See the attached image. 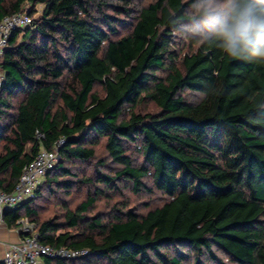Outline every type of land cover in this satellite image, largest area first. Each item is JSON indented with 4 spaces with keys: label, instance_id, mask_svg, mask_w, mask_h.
Segmentation results:
<instances>
[{
    "label": "trees",
    "instance_id": "1",
    "mask_svg": "<svg viewBox=\"0 0 264 264\" xmlns=\"http://www.w3.org/2000/svg\"><path fill=\"white\" fill-rule=\"evenodd\" d=\"M195 2L0 0V20L25 3L43 7L1 57L0 190L13 189L40 149L64 140L35 197L4 210L2 221L15 227L27 217L41 244L89 251L43 264H204L202 254L223 264L214 249L238 264H264V62L233 59L214 38L186 32L201 15L188 14ZM145 101L159 112L139 113ZM101 141L120 167L113 175L99 160L94 178L66 166L95 159ZM120 180L164 201L88 217L97 189L74 208L63 202L61 218L39 217L45 191L116 189Z\"/></svg>",
    "mask_w": 264,
    "mask_h": 264
},
{
    "label": "rangeland",
    "instance_id": "2",
    "mask_svg": "<svg viewBox=\"0 0 264 264\" xmlns=\"http://www.w3.org/2000/svg\"><path fill=\"white\" fill-rule=\"evenodd\" d=\"M151 1L153 0H135V2L139 5H146ZM200 4L201 0H197V2H195L191 7L188 8V14L191 17L194 18V16L201 12ZM22 8L27 12H30L33 9L35 11L33 19H36L41 15L43 7L41 5H36L33 7L32 5L25 3L23 4ZM119 18L121 20L123 19V17ZM198 21H196L195 23L198 24ZM195 29L197 31V25L184 27V30L190 33ZM183 96L185 100L189 102H195L199 100L198 94L184 91ZM137 111L141 114H156L159 112V109L152 102L145 101L137 109ZM127 151L134 164L142 163V158L133 145L128 144ZM98 160L101 161L100 164H103L98 168L106 174L113 175L115 171L120 169L117 164L113 163L109 159L104 149L103 141H101L100 144L95 148V159L84 164L73 162L66 164V166L74 173H77L79 177L94 178ZM144 183L146 184V186H150L149 179H144ZM115 187L116 189H109L101 185H75L69 195H65L64 192L59 189H53V192L45 191L39 200V204L41 205L40 208L38 207L39 217L41 220L55 217L61 218L63 216V211L61 208V204L63 202H66L69 207L74 208L80 202L84 201L88 196H93V193L97 191V189H99L101 193L98 192L99 195L96 196L94 205L86 213V216L88 217L100 215L102 219H108L109 216L115 211L114 208H120L121 210L130 209L136 212H145L147 209L159 205L164 201L162 195H160V193L155 190H153L151 193H147L145 191H142L138 194L132 193L131 184H129L125 180L118 181L117 184H115ZM214 252L217 258L221 260L223 264H238L231 261L230 258L221 250L214 249ZM169 255L173 256V253L169 252ZM192 258L193 257L188 258V263L192 262ZM199 260L204 264H217L216 261L211 260L208 256H206V254H202L199 257Z\"/></svg>",
    "mask_w": 264,
    "mask_h": 264
},
{
    "label": "built area",
    "instance_id": "3",
    "mask_svg": "<svg viewBox=\"0 0 264 264\" xmlns=\"http://www.w3.org/2000/svg\"><path fill=\"white\" fill-rule=\"evenodd\" d=\"M33 16L23 8L0 20V62L3 51L7 48L8 39L16 30L28 28ZM4 82V73L0 68V88ZM64 140L60 138L51 150L40 149L33 159L26 164L20 176L9 192L0 190V221L4 210L12 209L16 205L32 200L45 175L58 162V149ZM19 239L7 247L2 258V264H43V259L75 260L86 256L87 249L54 248L41 244L37 237L36 225L27 217H22L15 223Z\"/></svg>",
    "mask_w": 264,
    "mask_h": 264
},
{
    "label": "clouds",
    "instance_id": "4",
    "mask_svg": "<svg viewBox=\"0 0 264 264\" xmlns=\"http://www.w3.org/2000/svg\"><path fill=\"white\" fill-rule=\"evenodd\" d=\"M197 31L233 59L264 62V0H201Z\"/></svg>",
    "mask_w": 264,
    "mask_h": 264
},
{
    "label": "crops",
    "instance_id": "5",
    "mask_svg": "<svg viewBox=\"0 0 264 264\" xmlns=\"http://www.w3.org/2000/svg\"><path fill=\"white\" fill-rule=\"evenodd\" d=\"M18 239L19 235L16 228L14 226L8 227L3 221H0V261L7 247L16 243Z\"/></svg>",
    "mask_w": 264,
    "mask_h": 264
}]
</instances>
